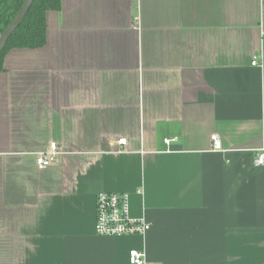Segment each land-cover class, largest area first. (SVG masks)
Instances as JSON below:
<instances>
[{"label": "crops", "instance_id": "0c3cea01", "mask_svg": "<svg viewBox=\"0 0 264 264\" xmlns=\"http://www.w3.org/2000/svg\"><path fill=\"white\" fill-rule=\"evenodd\" d=\"M47 27L0 71V264H264V0H62ZM103 191L151 229L99 235Z\"/></svg>", "mask_w": 264, "mask_h": 264}, {"label": "built area", "instance_id": "2783aa9c", "mask_svg": "<svg viewBox=\"0 0 264 264\" xmlns=\"http://www.w3.org/2000/svg\"><path fill=\"white\" fill-rule=\"evenodd\" d=\"M258 58L253 65H258ZM167 143L171 139H165ZM214 151H224L223 140L219 133L211 135ZM119 144L126 145L127 138L119 139ZM60 154L56 142H52L50 149L37 156L39 166L46 168L52 165ZM256 167L264 166V152L259 153L255 160ZM96 232L103 236L145 235L151 229V223L145 218H135L130 214L129 194L126 192L103 191L97 195ZM131 264H158L148 259L145 250L131 249L129 252Z\"/></svg>", "mask_w": 264, "mask_h": 264}, {"label": "trees", "instance_id": "16d2710c", "mask_svg": "<svg viewBox=\"0 0 264 264\" xmlns=\"http://www.w3.org/2000/svg\"><path fill=\"white\" fill-rule=\"evenodd\" d=\"M26 0H0V36L19 13ZM62 0H33L19 26L0 53V71L5 69L7 53L15 48H41L47 43V15L61 9Z\"/></svg>", "mask_w": 264, "mask_h": 264}, {"label": "water", "instance_id": "95a60500", "mask_svg": "<svg viewBox=\"0 0 264 264\" xmlns=\"http://www.w3.org/2000/svg\"><path fill=\"white\" fill-rule=\"evenodd\" d=\"M33 3V0H26L24 5L22 6L19 13L15 16V18L11 21V23L8 25V27L5 29V31L0 36V53L4 49L7 40L12 35L13 31L19 26V24L24 19L25 15L29 11L31 5Z\"/></svg>", "mask_w": 264, "mask_h": 264}]
</instances>
